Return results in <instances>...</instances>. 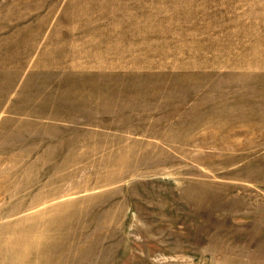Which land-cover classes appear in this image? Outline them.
Wrapping results in <instances>:
<instances>
[{
  "label": "rangeland",
  "instance_id": "obj_1",
  "mask_svg": "<svg viewBox=\"0 0 264 264\" xmlns=\"http://www.w3.org/2000/svg\"><path fill=\"white\" fill-rule=\"evenodd\" d=\"M0 264H264V0H0Z\"/></svg>",
  "mask_w": 264,
  "mask_h": 264
},
{
  "label": "bare ground",
  "instance_id": "obj_2",
  "mask_svg": "<svg viewBox=\"0 0 264 264\" xmlns=\"http://www.w3.org/2000/svg\"><path fill=\"white\" fill-rule=\"evenodd\" d=\"M37 238V237H36Z\"/></svg>",
  "mask_w": 264,
  "mask_h": 264
}]
</instances>
